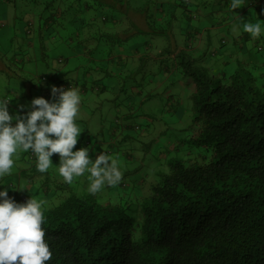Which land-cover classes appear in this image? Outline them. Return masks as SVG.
Listing matches in <instances>:
<instances>
[{"label":"trees","instance_id":"obj_1","mask_svg":"<svg viewBox=\"0 0 264 264\" xmlns=\"http://www.w3.org/2000/svg\"><path fill=\"white\" fill-rule=\"evenodd\" d=\"M188 2L178 7L191 44L197 32L187 22L197 13ZM58 13L48 18L55 22ZM112 18L102 15L98 21ZM179 65L191 86L186 143L192 149L169 158L168 171L147 186L149 179L139 183L132 177L129 185L123 177L109 196L70 188L43 207L53 253L47 264H264V71L237 60L230 71L217 74L184 55ZM55 75L42 81L79 87ZM90 88L100 91L96 83ZM128 120L119 117L115 124L126 129L144 124ZM130 186L133 193L125 195ZM49 189L42 188L45 201Z\"/></svg>","mask_w":264,"mask_h":264},{"label":"crops","instance_id":"obj_2","mask_svg":"<svg viewBox=\"0 0 264 264\" xmlns=\"http://www.w3.org/2000/svg\"><path fill=\"white\" fill-rule=\"evenodd\" d=\"M4 1L9 2L10 0H1L2 3H0V15L3 19H6L9 7L4 5ZM96 1L100 8L107 10V16L111 15L113 17L114 22L108 23L102 20L96 22L94 18V21L88 22V25L94 26V29L89 30L91 33L89 37H87L88 32L84 33L77 26L74 30H64L67 21L69 24L74 22L71 19L68 20L67 16L65 18L64 13L61 14L63 17L54 23L53 20L51 22L50 20L48 22L44 20L43 13L48 8H55L58 5L63 11L64 8L67 9L65 5L59 4L58 0H46V5H36L35 8L44 7V10L39 12L37 16L34 12L22 13L23 19L21 17L20 19L23 20V26L26 22L27 30H33L31 28L32 26L34 28L32 21L33 23L35 21L37 34L34 33V39L29 42L23 37L24 41H20L22 45H19L18 49L14 51L8 50L3 53L0 51V80L7 79L8 85L7 87L4 86V83L0 85V95L12 96L16 100L20 96L29 98L32 89L37 84L30 79L29 73H25V71H29V68L25 69L26 64L31 66L34 63L41 62L40 59L45 60L47 58L46 53H48L51 56L52 61L50 64L54 70L50 74L57 73L56 77H68V79H73L76 84L78 83V88L82 94L79 114H86L84 110L96 108L95 101L96 105L102 106L103 100L104 103L106 101L113 102V99L118 97V91H120L124 96V104L122 107L119 105L117 109H119L118 112L122 113V117L129 119L128 121L134 119L144 123L151 122V128L155 130L163 127V123H165L159 118L158 113L170 111L173 115L168 118V122L179 129L184 124L182 116L186 123L188 121V110L191 108L189 101L186 100V98L190 100L191 86L189 77L182 72L181 65H179L181 56L184 55L194 60L195 64L209 69L212 73L222 74L228 72L232 69V65L239 60L240 55L247 58L244 59L245 61H249L248 52L245 51L247 50L250 34L243 31L245 20L264 17V0H245V6L233 11L229 7L228 0H190L188 3L191 5V11L197 13L196 28H192L197 32L196 37H198L193 39L190 48H188L189 41L184 36L183 30L185 26L184 16L180 6L178 7L180 4L178 2L182 0ZM208 1L210 2L207 3ZM79 8L82 11L80 15H84L86 20V14L90 13H84V11L90 9L89 4H83ZM120 11L124 14H121ZM50 13H48V16ZM97 15L105 14H99L98 12ZM13 18L16 20L15 15H13ZM78 23L76 22V25ZM42 26L46 33L45 36L41 34ZM20 27L18 25L16 30ZM16 30L15 27L10 25L8 30L3 31L0 44L17 38ZM31 30L29 34H32ZM66 31H71L74 37L71 38L70 42L67 41L65 45H70L71 49L81 46L82 49L79 51L68 50L65 62L61 66L57 58L63 59L65 57L61 55L54 56L53 47L64 42V32ZM136 31L145 34L140 44L136 42L132 34ZM75 40L76 44L74 46L71 43ZM47 45L50 48L48 49L49 52H46L45 49V53L44 48ZM0 49H2L1 46ZM31 49H33L32 54L30 53ZM37 49H41V57L38 56ZM16 51H20L21 55H17ZM102 52H105V54ZM77 59L79 60L77 61ZM143 81H146V84ZM11 82L13 87L10 84ZM94 83L100 86V91L96 92V89L92 90L90 88V84L94 85ZM19 84L25 85L24 93L18 92L17 86ZM127 84L131 86L133 92L125 95L123 92L126 90ZM46 88L47 91H50L51 85L48 84ZM155 104L160 106L157 111L151 109V106ZM14 109H17L15 103L9 105L10 114L14 113ZM176 111L179 113L178 117ZM102 112L96 116L93 114L92 117L96 122L98 120L100 123L109 122L112 124L113 120L111 121L108 115H104ZM148 114H150V120L145 119ZM87 121L88 119L84 120L83 123H87ZM187 124L189 125V123ZM87 127H90V123H87ZM88 133H91V131ZM88 139L90 141H86L84 135H79L78 142L75 145L76 148L73 150L89 147V156L92 160L113 144L108 139H103L101 142L100 137L94 141L91 138ZM121 148L124 155H130L131 157V153L125 151V147ZM116 152L113 155L108 151L110 155L121 157L117 148ZM120 162L123 163L122 160ZM118 165L120 166L119 161ZM32 167L34 171H37L36 166ZM23 168L24 165L20 161L16 162L11 174L3 177L2 184L6 183L8 176L13 177L15 170H19V174L23 177L21 172ZM25 168H28V165ZM130 170L131 168L123 171V177L130 175ZM50 176L47 175L38 179L37 181H40L38 188H36V179L27 177L24 179V184L18 182L16 187L17 189H24L11 191L9 197L21 199V194L27 193L26 190L31 183H35L31 190L44 197L45 192L42 191V188L48 186L49 179L52 177ZM87 177L88 173L81 176V178H84V185L86 186L90 183ZM63 182L58 183V185H68L64 180ZM3 186L7 187L6 184H3ZM49 187L50 189L46 192L49 193L48 198L54 195L52 183L49 184Z\"/></svg>","mask_w":264,"mask_h":264},{"label":"rangeland","instance_id":"obj_3","mask_svg":"<svg viewBox=\"0 0 264 264\" xmlns=\"http://www.w3.org/2000/svg\"><path fill=\"white\" fill-rule=\"evenodd\" d=\"M123 1V0H120ZM124 2V1H123ZM210 1H208L207 3H209ZM0 3L1 0H0ZM3 3H5L4 5H7L9 7V12L8 15L6 17V19H3V17H1L0 15V20H4V21H0V38L3 35V31H6L10 28V25L12 27L18 28V25H20L21 27L19 29L16 30V34H17V38H14L13 40H8L6 42H3L0 44V46L2 47V49H0V51L6 52L8 50L10 51H14L15 49H18L19 45H22V42L20 43V41H24L23 37H25L26 41H30L34 39V33L37 34V29H36V23L34 21H32V24H34V28L33 26L31 27L33 30L28 29L25 27V23L23 26V18H22V13L25 12H34L35 16L39 15V12H42V10H44V7H37L35 8L36 5H46V0H10L9 2L4 1ZM59 4H63L65 5V7L67 8L64 11L60 9V7H58V5H56L55 8H48L44 11V16L45 19L44 20H48V13L50 12H59L57 19L59 20L60 18L63 17V15H61L62 13H64V17L67 18L68 20L71 19V21H74L73 23H65L66 27L64 28V30H74V28L77 26L78 29L83 30L84 33L88 32L87 37H89L91 35V33L89 32V30L94 29V26L91 25H86L83 23V19H84V15H80L82 14L81 10H80V6L81 5H87L89 4V10L85 9L84 13H90V14H86V21L90 22L91 20H95L98 21L100 18H102L101 16H98L97 13L99 12V14L104 13L106 15L107 10L104 8H100L99 4H97V1H93V0H88V1H79V0H65L62 1L58 0ZM87 3V4H86ZM119 3V2H118ZM155 3V1H154ZM228 3L230 4V0H228ZM80 5V6H79ZM30 10H29V9ZM116 10V9H113ZM112 10V11H113ZM118 11V10H116ZM121 14L123 13L122 11H120ZM124 14V13H123ZM13 15L16 16V20L15 18H13ZM51 15V14H50ZM79 15V16H78ZM67 16V17H66ZM80 17V19H82V23L81 21H79L78 19H76V17ZM196 14L194 15L193 18H191L188 22L190 23V25H192V27L196 28V18L197 16ZM246 16H248L246 14ZM20 17L22 19H20ZM115 17V15H114ZM122 17V16H121ZM119 17V18H121ZM95 18V19H94ZM116 18V17H115ZM249 18V17H248ZM184 22H186V17L184 16ZM50 22L52 21V18L49 19ZM76 22H79L78 25H76ZM114 21H109L108 23H113ZM245 22H252V23H256V22H260L262 24H264V17H254L252 20H245ZM54 23V22H53ZM59 25V24H58ZM63 26V25H61ZM60 26V27H61ZM59 27V28H60ZM64 27V26H63ZM41 34L42 35H46L45 30L43 29V26L41 27ZM22 29V31H21ZM31 30L32 34H29V31ZM36 30V32H35ZM44 33V34H43ZM134 36V39L136 40V42H138V44H140L144 37L145 34L144 33H140V32H133L132 33ZM49 35L47 34V37ZM74 37L73 33H71V31H66L64 32V42L62 44L56 45L55 47H53V51L55 52L54 56H63L66 58L68 50L71 51H79L82 49L81 46H79L78 48L73 47V49H71L70 45H65L67 41L70 42L71 38ZM147 38V36H146ZM197 39V37H196ZM89 40V39H87ZM248 46H247V50L245 52L247 53L248 59H249V63L250 64H257V71L262 72L264 71V34H262L259 38H252L250 35L249 41L247 42ZM39 44V43H38ZM72 45L75 46L76 44V40L73 41L71 43ZM50 47L47 45L44 48V52L46 49V52H49ZM33 49L30 50V53L32 54ZM36 51H38V56L41 57V49H37ZM45 52V53H46ZM103 54H105V52H102ZM17 55H21L20 51H16ZM47 58L45 60L40 59L41 62L38 63H34L33 65H28L25 67V69L29 68V71H25V73H29L30 75V79L33 80L37 85L34 89H32L31 95L30 97H25V96H20L18 97V99H14L12 96H5L6 98L10 99V103L9 105L11 106L12 104H16L17 109H14L13 112L16 111H23L21 109L18 108V105L21 104H27L28 102L31 101V99H33L34 97H44L45 99H52V97L50 96L49 98L47 97V88L46 86L48 84H46L44 81H41L40 76L39 75H47L51 72H54L50 62L52 61L51 56L46 53ZM58 59V58H57ZM240 61L247 59L246 57H244L243 55H240L238 58ZM79 59H77L78 61ZM62 66V63L60 64ZM233 66V65H232ZM66 67V66H65ZM59 73V72H58ZM57 74V73H56ZM61 78V76H59ZM264 80V72H263V78ZM7 79H2L0 80V85L4 83V86H8L7 85ZM14 81H16L15 79H13ZM18 81V80H17ZM51 83L52 85H55L54 83ZM144 84H146V81H143ZM13 87L12 82L10 83ZM139 85V84H138ZM24 89H25V85L23 84H19L17 86V90L18 92H22L24 93ZM118 97H116L115 99H113L112 101H106L104 103L103 102V106L102 105H96V101H95V106L96 108L93 109H89V110H84L86 112V114H78V116L76 117V123L79 125L80 129H81V133L80 135H84V137L86 139L91 138L92 141L96 140V138L98 139L100 137L101 142L103 139H108L109 141H112V145H110L109 148V152H111L113 155H115L116 152V148L119 150V155H121V157H117L111 155L113 158H116L117 162L119 161L120 163V170L123 172L126 169L131 168V172L130 175H127L126 177H124L126 179V184L128 183L129 185L133 184L131 180L132 177L139 179V178H146L149 179L146 182V186L150 184V182L156 180L158 178V173L160 172H167L168 171V167H167V160L171 157H180V151L181 152H187L190 151L189 149H192L191 147L187 146L188 144L186 143V140L190 134V130H189V125L191 122V109L188 110V115H187V122H184L183 116H182V122L184 123L179 129H177V127L171 123L168 122V118L171 117L173 115L172 112L170 111H165L164 113H158L159 118H161L162 121H164L165 123H163V127H160L159 129H153L151 128V122H147L144 124L138 123L139 125L137 126V129L134 128H123V127H118L115 124V119L122 117V113L118 114V110L117 109L119 107V105L124 104L123 98L124 96L121 94L120 91H118ZM132 88L129 84L126 85V90L123 92L125 95L132 93ZM21 93V94H22ZM186 100L189 101L190 105L191 102V98L190 100L188 98H186ZM160 106L159 105H152L151 109L153 111H157L159 110ZM103 111V112H102ZM100 112L104 113V115H108V118L112 121V124L109 122H99L97 120V122L95 121V119L92 117V115L94 114L95 116L97 114H99ZM163 114V115H162ZM160 115H162V117H160ZM176 116H179V113L176 111ZM101 117V116H100ZM88 119L87 123H90V127H87V123H83L84 120ZM145 119L150 120V114H148ZM140 122V121H138ZM189 123V125L187 124ZM93 125V126H92ZM184 127V128H183ZM183 128V129H182ZM110 129V132H109ZM182 129V130H181ZM89 131H91V133H88ZM179 142V143H178ZM184 145H183V144ZM177 144H179V146H181L183 149L181 148H174ZM121 147H125V151H127L128 153H131V157L130 155H124V152L122 151ZM76 148V147H74ZM195 152H199L201 151V154L207 158V156L209 155V152L204 151V150H200V149H194ZM106 151L108 152V149H106ZM29 152L27 153H20L19 157L16 159V162L20 161V163L22 165H24V168L21 170L22 172V176L21 174H19V170H15V174L12 176H8V178L6 179V184L7 187H11L13 189H8V195H11V191H13L14 189H17V184L18 182H20L21 184H24V179H26L27 177H29L30 179L35 178L36 179V188L39 187V183L40 181H37L38 179H40L41 177H46L47 175H51V179H49L48 185L50 183H52V192H53V196L50 198H47V201H45V197L40 196V194H36V192L32 191L31 189H33V186L35 183H31L28 187V189L26 190L27 193H25L29 199L32 195L38 199L43 201V207L49 206V204L52 203H56L57 201H59L60 197L65 194L70 188L72 189H80L81 191L87 192V187L86 185H84L85 181L84 178L81 177H77L74 179V181L72 183H67L68 185H58V183H64L63 182V178L60 176L59 171H58V162H59V155L58 154H53V156L51 157L53 166L49 168V172L46 173H40L37 171L33 170L32 166H36V161L35 158L33 160L28 159L27 155ZM120 160L123 161V163L120 162ZM15 162V163H16ZM28 165V168H25V166ZM32 165V166H31ZM134 171V172H133ZM41 175V176H40ZM49 177V178H50ZM44 180V179H43ZM3 178L0 179V184H2ZM89 181V180H88ZM138 182L140 183V179L138 180ZM0 185V188H4L5 186ZM61 187V188H59ZM111 187L112 186H106L102 191L93 194V196H96L98 194H105L109 196V193H111ZM131 188L133 186H130ZM17 191V190H14ZM127 194L125 195H131L133 193V188L132 190H127L126 191ZM143 194H146V191L143 192ZM16 202L18 203H22V201L19 198H15L14 199Z\"/></svg>","mask_w":264,"mask_h":264},{"label":"clouds","instance_id":"obj_4","mask_svg":"<svg viewBox=\"0 0 264 264\" xmlns=\"http://www.w3.org/2000/svg\"><path fill=\"white\" fill-rule=\"evenodd\" d=\"M242 6L245 0H230L232 11ZM243 31L259 38L264 34V24L245 22ZM40 76L42 81L44 75ZM50 93L52 99L34 97L18 105L23 111L13 114L9 113L11 100L0 95V179L11 174L20 153L29 152L27 158H35L40 173L53 166L51 157L58 154V171L66 183L88 173L89 193L120 184L123 173L107 151L92 160L89 147L73 150L81 133L76 123L82 103L80 89L52 85ZM8 189L13 188H0V264H47L53 253L45 239L43 201L33 195L26 201L21 194L20 200L26 202L18 203L9 197Z\"/></svg>","mask_w":264,"mask_h":264},{"label":"built area","instance_id":"obj_5","mask_svg":"<svg viewBox=\"0 0 264 264\" xmlns=\"http://www.w3.org/2000/svg\"><path fill=\"white\" fill-rule=\"evenodd\" d=\"M58 87H64V88H68L70 87V85H67V84H62V85H59ZM32 154V153H31Z\"/></svg>","mask_w":264,"mask_h":264}]
</instances>
